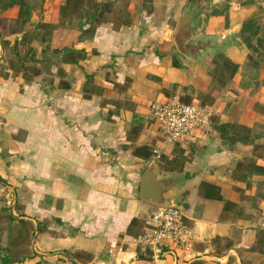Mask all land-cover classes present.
Returning a JSON list of instances; mask_svg holds the SVG:
<instances>
[{"label":"crops","instance_id":"1","mask_svg":"<svg viewBox=\"0 0 264 264\" xmlns=\"http://www.w3.org/2000/svg\"><path fill=\"white\" fill-rule=\"evenodd\" d=\"M21 1L0 12V264H264V174L249 167L264 168V58L252 67L239 36L247 19L264 25V0H94L114 4V24L82 28L62 19L66 0ZM185 20L222 49L180 53ZM70 50L84 58L66 62ZM219 53L238 66L224 88ZM174 99L212 116L168 166L176 147L150 107ZM228 124L260 138L232 145L219 133ZM155 163L185 177L171 204L189 233L158 257L141 242L159 208L143 197Z\"/></svg>","mask_w":264,"mask_h":264},{"label":"trees","instance_id":"2","mask_svg":"<svg viewBox=\"0 0 264 264\" xmlns=\"http://www.w3.org/2000/svg\"><path fill=\"white\" fill-rule=\"evenodd\" d=\"M125 0H122V3ZM192 1V0H191ZM15 5H19L21 8L24 7V3L21 0H0V12H3ZM124 9L120 12L123 14V18H119L120 22L123 21L124 24H128L129 21L126 19V14L128 7V3L124 4ZM151 12V10H150ZM62 19L64 21H78V26L82 28L83 20L92 19L93 23L96 25H100L104 22H112L114 24V4L106 3V4H96L94 0H66L65 5L61 9ZM116 18L115 21H117ZM22 17L19 19L21 23ZM261 19L252 18L247 19L244 21L241 32L240 38L245 43L247 48L251 51V54L254 55L249 57L250 65L254 68L258 67V61L256 59L264 58V25L260 22ZM1 24L5 26H9L10 22L8 20L0 19V28ZM25 24V22H24ZM76 26V27H78ZM38 28L44 30H51L54 26L49 24H41ZM2 44L4 49L9 47V42L4 39L1 35ZM45 39V38H44ZM14 53L15 50L11 49ZM45 54V51H44ZM84 56L81 53H78L74 50L68 51V55L66 56V62L75 63L79 60L83 59ZM214 81L216 85H219L221 88L226 87V85L233 79L235 74L238 71V66L230 61L228 58L224 56V54L219 53L216 55L214 60ZM256 110L259 113L264 114V106L261 104L256 105ZM230 132H234L232 136H230ZM219 133L221 134L222 138L226 139L232 144H253L256 139L260 138L258 135H253L252 130L247 127H242L236 124H228L222 125L219 128ZM174 154L176 158L168 163V166L173 165L174 162H177V159L185 161L184 154L180 151V145H175ZM183 164V163H182ZM251 171H255L256 173L264 174V168L258 167L255 164H249ZM243 168V166H242ZM12 219V217H10Z\"/></svg>","mask_w":264,"mask_h":264},{"label":"built area","instance_id":"3","mask_svg":"<svg viewBox=\"0 0 264 264\" xmlns=\"http://www.w3.org/2000/svg\"><path fill=\"white\" fill-rule=\"evenodd\" d=\"M150 111L158 122L164 140L173 145L195 141L196 136L209 127L212 116L211 110L199 103L184 104L177 99L151 105ZM148 221L151 229L141 242L151 246L157 257L163 252V241H171L179 246L188 243V229L179 208L159 207L149 214Z\"/></svg>","mask_w":264,"mask_h":264},{"label":"water","instance_id":"4","mask_svg":"<svg viewBox=\"0 0 264 264\" xmlns=\"http://www.w3.org/2000/svg\"><path fill=\"white\" fill-rule=\"evenodd\" d=\"M192 24L194 23L185 20L178 29L175 42L180 53L196 61L198 58L203 57L209 50L217 51L222 49L212 39L206 41L202 39L194 40L193 36L195 35L197 25ZM182 179L185 180V177L178 175H160L155 163L152 166V170L145 175L144 187L146 189L143 191V197L147 202L157 205L158 207H174L176 204H171L173 199L172 195L174 190L178 189L177 180ZM154 184H157V186Z\"/></svg>","mask_w":264,"mask_h":264}]
</instances>
